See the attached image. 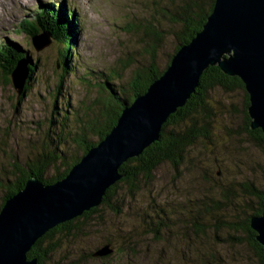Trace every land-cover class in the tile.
Returning <instances> with one entry per match:
<instances>
[{
  "label": "trees",
  "instance_id": "obj_1",
  "mask_svg": "<svg viewBox=\"0 0 264 264\" xmlns=\"http://www.w3.org/2000/svg\"><path fill=\"white\" fill-rule=\"evenodd\" d=\"M215 1L149 0L147 15L135 17L126 26L130 32L144 33L149 63L138 66L128 80L123 76L122 69L117 67H110L98 74L90 71L88 74L95 79H87V82L89 86L99 88V93L93 99L80 100L78 105L71 101L70 94L64 93L68 76L74 73L73 56L80 29L75 12L65 5H58L59 10L53 11L56 5H50L52 7L46 6L45 13L40 12L34 19H25L18 24L16 31L25 34L24 37L30 38V41L38 34L49 33L51 46L56 48V87L46 89L49 93L44 101L53 107L49 122L57 118L54 122L57 126L52 124L56 128L54 136L48 141L44 140L41 149L23 166L15 160V156L11 157L10 168H5L3 174H6L0 177V210L6 199L24 188L31 176H36L46 184L64 178L81 157L116 126L124 107L144 94L151 83L164 73L180 47L203 29ZM138 19L141 21L138 22ZM169 38L174 41V51L169 55L166 65L162 66L158 62V52ZM129 56L127 60H122L123 68L135 62L136 57ZM22 59L27 60L29 69L21 94L25 96L39 87L34 73L38 64L25 48L13 42L0 45V72L8 63L11 69L6 74L12 75ZM52 60L49 58L48 61ZM6 79L5 82L10 83L8 76ZM217 93L234 96L235 99L240 95L241 101L230 103L226 97L217 98ZM249 106L250 96L243 80L237 75L225 73L218 65L209 66L202 73L198 87L186 104L172 113L163 124L160 139L146 147L139 156L122 163V177L107 189L101 205L50 229L27 252L28 258L37 259L39 264L88 262L83 248L75 244L83 230L80 222L91 218L99 221L97 214L109 210L114 215L130 217L125 219H134L131 222L134 230L127 239L131 240L132 234H151L164 241L172 237L181 238L178 233L181 231L191 241L189 247L194 252H190L195 257L194 262H199L200 257L199 264H236V260L244 264H264V246L251 226V218L262 214L264 210V182L263 187H259L250 180L238 183L218 179L214 188V192L220 195L218 198L213 193L208 199L195 197L185 202L176 200L169 203L168 200L157 198L149 200V186H153L155 173L163 164H170L175 172V180L187 172L189 165H196L197 159L202 161L203 151L212 153L213 158H210L217 164L216 140L220 135L225 142L235 138L234 134L243 135L264 154V132L261 128L251 127ZM238 115L241 117L239 125H228V117ZM259 166L260 171H264V162ZM206 171L207 177L214 176V171L208 168ZM241 197L243 199L240 201ZM167 232L171 234L167 235ZM106 236H110L109 232ZM113 240L107 237L103 247H113ZM116 243L119 247L111 252L120 256L125 248L120 242ZM224 247H228V254H222ZM73 248L79 249L73 252ZM94 252L88 256L91 258Z\"/></svg>",
  "mask_w": 264,
  "mask_h": 264
},
{
  "label": "rangeland",
  "instance_id": "obj_2",
  "mask_svg": "<svg viewBox=\"0 0 264 264\" xmlns=\"http://www.w3.org/2000/svg\"><path fill=\"white\" fill-rule=\"evenodd\" d=\"M25 1L29 5L28 11L24 9L25 11L22 12L23 8L20 7L23 4H20L19 7L15 0H0V45L5 42H13L17 46L30 51L31 59L38 64L34 73L39 87L22 96L23 90L19 93V89L13 83L12 75L6 74L11 66L7 63L5 67L1 68L0 177L6 174H3L5 168H10L9 163L12 161V156H15V160L22 166L30 157L33 158L45 143L44 140L48 141L49 138L54 136L53 131L57 126L54 123L57 118L49 122L53 107H49L48 103L44 101L46 97L48 98L49 93L46 89L56 87L57 79L54 74L56 48L49 45L38 51L30 38H26L24 37L25 34L16 31L18 24H21L25 19H34L48 5L49 7H52L50 5H56L53 6V11L59 10L58 5H65L66 8L75 12V16L80 21V29L77 35L75 53L73 52L74 73L68 76L64 85V93L65 95L70 94L71 101L76 105L80 100L93 99L99 93V88L95 85L89 86V82H87V79H95L93 75L88 74L90 71L98 74V72L107 70L110 67H117L122 69L123 76L128 80L138 66L149 63L150 57L145 52L146 38H143L144 33L142 31L130 32L126 27L127 23H131L135 17L147 15L148 6L146 5H148L149 0ZM35 6L40 9H33ZM139 21L141 20L138 19ZM46 39L47 37H43L40 40L45 41ZM173 51V39H166L163 47L158 52L159 64L165 66L169 55ZM129 54L136 57L135 62L132 61L127 68H123L122 60H127L130 57ZM49 58H53V60L48 61ZM7 76L8 79L10 78L8 84L5 82ZM84 77L86 78L83 79ZM215 95L217 98H228L230 103L241 101L240 95H237L236 99L234 96H222L221 93ZM227 120L228 125L237 127L236 125L240 123L241 117L240 115L230 116ZM19 122H22V124L19 125ZM234 137L225 142L223 136L220 135V138L216 140L218 144L215 152V156L218 157L217 164L210 158L212 153L203 151L202 161L200 162L197 159L195 161L196 165H189L187 172L178 180H175V172L170 164L160 166L155 173L153 186H149V200L157 198L168 200L169 203L176 200L185 202L195 197L208 199L210 198L209 195L213 193L218 198L220 195L214 192L216 180L218 179L238 181V183L242 180H250L259 187H263L264 171L261 172L259 169V164L264 162L262 150L254 145L252 141H247L243 135L237 136V134H234ZM207 168L212 172L214 171L213 177H207ZM1 199L2 190L0 189V202ZM239 199L241 201L243 197ZM125 217L130 218L126 215H114L109 210H102L96 216L99 221L91 218L80 222L81 225L83 224V230L79 233L81 237H77L75 244L82 247L85 256L87 255L88 262L84 264L200 263V257H198L199 262L198 260L194 262L195 257L191 255L194 252L189 247L191 241L187 240L188 237H184L181 231L178 232L181 238L172 237L164 241L158 240L151 234H132L131 240L127 239V236L134 230L131 223L134 222V219H125ZM107 231L110 236H106ZM174 232L176 231L172 233ZM167 233H169L167 235L171 234L170 232ZM107 237L114 238L113 243H111L113 247L109 246L112 248V252H115L119 247L116 242H120L125 248V252L120 256L110 252L108 257H104L106 254H96L99 249H103ZM75 249L79 248H73V252H76ZM91 252H94V254L90 258L88 254ZM229 252L228 247L222 249V254H228ZM239 262L236 260V264H244Z\"/></svg>",
  "mask_w": 264,
  "mask_h": 264
},
{
  "label": "water",
  "instance_id": "obj_3",
  "mask_svg": "<svg viewBox=\"0 0 264 264\" xmlns=\"http://www.w3.org/2000/svg\"><path fill=\"white\" fill-rule=\"evenodd\" d=\"M32 43L39 51L52 39L41 33ZM211 65L243 80L251 127L264 132V0H216L203 29L180 47L144 94L124 107L116 126L64 178L46 184L31 176L6 199L0 210V264H39L27 256L36 241L102 203L107 189L122 177V163L160 139L163 124L186 104ZM28 75V62L22 59L12 72L19 93ZM251 226L264 246V210L251 218ZM111 250L107 245L96 254Z\"/></svg>",
  "mask_w": 264,
  "mask_h": 264
},
{
  "label": "bare ground",
  "instance_id": "obj_4",
  "mask_svg": "<svg viewBox=\"0 0 264 264\" xmlns=\"http://www.w3.org/2000/svg\"><path fill=\"white\" fill-rule=\"evenodd\" d=\"M15 3L17 4V6H19L20 4H23V6L22 7H20V8H23V10H21L22 12H24L25 10L24 9H26L27 11H28V7H29V5H28V2L27 1H25V0H15ZM49 6V5H48ZM47 6V7H48ZM25 7V8H24ZM47 7L44 9V13H45V11H47ZM39 7H36L35 6V8H33V9H38ZM40 9V8H39ZM42 12V11H41ZM39 15V14H38ZM37 16V15H36ZM35 16V17H36ZM103 202V201H102ZM99 206V205H98ZM97 206V207H98ZM96 207V206H95ZM80 216V215H79Z\"/></svg>",
  "mask_w": 264,
  "mask_h": 264
}]
</instances>
